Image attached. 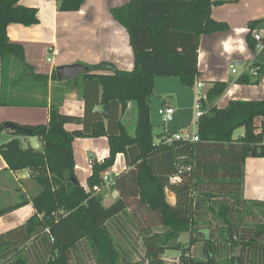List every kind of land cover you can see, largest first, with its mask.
I'll use <instances>...</instances> for the list:
<instances>
[{
  "label": "trees",
  "instance_id": "16d2710c",
  "mask_svg": "<svg viewBox=\"0 0 264 264\" xmlns=\"http://www.w3.org/2000/svg\"><path fill=\"white\" fill-rule=\"evenodd\" d=\"M56 1L59 12H77L86 0ZM239 1L130 0L111 14L129 34L134 69L121 71L102 62L85 66L89 71L73 79L59 81L55 71L51 76L35 73L23 47L8 35L11 24H39L38 10L21 5V0H0V105L49 108L45 125L14 124V129H6L0 124V132L13 135L0 145L7 169L29 171L40 187L31 202L5 208L0 203V218L29 203L35 210L24 225L0 234V264H137L123 242L125 237L134 239L130 228L138 215L142 217L137 238H141L146 264H167L168 251L180 253L179 264H264V201L244 198L245 162L264 158V125L261 132L256 126L257 119H264V99L233 100L219 108L214 103L232 82H214L196 124L198 142H168L171 136L163 135L157 142L151 120L156 79L178 78L192 89L200 76L202 37L230 29L228 23L212 17L213 7ZM261 24L262 20L249 23L246 41L256 57L236 84L259 85L264 75V49L258 48L264 38L261 42L255 38ZM251 68H259L258 76L250 73ZM13 73L19 81L40 85L43 98L26 104L8 99L6 89ZM63 88L80 94L83 117L61 113L64 98H55L51 92L58 94ZM131 103L137 117L133 134L124 122ZM68 125L81 128L70 131ZM240 129L244 134L235 138ZM18 137L26 140V148ZM31 137L38 139L39 149L32 147ZM102 137L108 139L109 155L101 162L91 161L87 191L76 175L74 142ZM119 154L124 155L127 169L112 178L119 198L105 206L104 176ZM207 184H219L218 193L203 189ZM96 187L102 191L96 192ZM168 190L175 195L174 204L168 200ZM219 197L224 200L216 203ZM253 216L260 221L248 222L247 217ZM157 219L162 232L154 231ZM183 233L190 234L186 246L179 241ZM200 245L206 261L192 256L193 248Z\"/></svg>",
  "mask_w": 264,
  "mask_h": 264
},
{
  "label": "crops",
  "instance_id": "0c3cea01",
  "mask_svg": "<svg viewBox=\"0 0 264 264\" xmlns=\"http://www.w3.org/2000/svg\"><path fill=\"white\" fill-rule=\"evenodd\" d=\"M129 1L86 0L77 12H59L56 0H21V5L38 10L39 24L32 26L11 24L8 27V35L11 42L23 47L26 62L37 74L51 76L59 66L75 64L94 66L102 62L111 63L118 70L131 72L134 69L135 60L129 34L111 14L113 8L121 7ZM212 17L219 22L228 23L230 29L227 32H217L202 37L198 60L199 81L205 84L207 91L214 82H232L224 95L214 103L219 108H226L233 100H263L264 75L259 85H241L236 84L235 81L249 71L256 57L246 41L251 21L262 20V24L255 32L264 38V0H240L238 3L215 6L212 9ZM49 58L51 62H48ZM233 66L237 68V73H233ZM15 78V75H10L6 89L8 99L15 101L18 98H30L36 101L43 98L38 91L40 87L29 89V85H34L31 82H28L29 85L26 84L25 87L17 86L18 84L15 85L12 82ZM156 83L157 94L160 98L157 100L158 115L159 110L164 106L175 109V118L171 123L162 124L157 133L154 132L153 127L154 136L157 137L158 142L162 135L172 137L189 129L192 125L191 118H193V106L196 98L193 88L183 86L178 78H157L155 87ZM55 87H59V84H56ZM1 89L0 77V93ZM73 92L65 96L60 108L61 113L83 117L84 102L77 95V91ZM9 107L12 106L0 105V124L11 122L19 125L36 126L45 125L49 122V108ZM131 107H134L133 103L128 108ZM128 116L126 111L124 121ZM263 125L264 119L256 120L258 132L262 131ZM79 128L81 126H67L70 131ZM18 138L26 148V140L21 137ZM11 139H13L12 134L6 131L0 132V145ZM79 141L88 153L87 161L86 157L84 160L88 163L90 177L91 161L93 159L102 161L109 155L108 139L106 137L99 139L79 138L75 140L74 146ZM74 151L78 177L80 165L76 158L75 147ZM7 168V163L0 155L1 205L4 208L15 205L11 203L15 198V192L26 195L24 201L31 202L39 194L40 189L33 184L35 181L31 178L29 171L13 173ZM126 169L124 155L119 154L115 166L107 174L113 178V176L125 172ZM89 177L87 174L86 185ZM32 192L35 194L34 196L28 195ZM244 198L248 201H264V158H248L246 160ZM34 214L35 210L29 203L1 217L0 234L24 225Z\"/></svg>",
  "mask_w": 264,
  "mask_h": 264
},
{
  "label": "rangeland",
  "instance_id": "374dc122",
  "mask_svg": "<svg viewBox=\"0 0 264 264\" xmlns=\"http://www.w3.org/2000/svg\"><path fill=\"white\" fill-rule=\"evenodd\" d=\"M13 75H15V73H13ZM15 77H17L15 79L16 81L14 82L15 85L18 84L17 86H20V87H25L26 84L29 85L28 84L29 80L22 79L21 81H19L18 80L19 76L17 74L15 75ZM39 86L40 85H29V89L38 88ZM40 89L38 91H40V93L43 96V91H42V89L41 90ZM72 92L73 91H69L66 88H63V91L61 93L57 94L54 91V92H51V95L54 96L55 98L63 97L65 99V96L70 94V93H72ZM73 93H75V92H73ZM192 93H193V91H192ZM77 95H79V97H81L78 92H77ZM158 98H159V96L157 94V83H156L155 92L150 98L151 120H152V123H153V127H154V132L155 133H157V131L160 129V127L163 124L162 120H160V117H159V115L157 113V100H158ZM16 101H17V103L26 104V103H31L33 100L30 99V98L29 99H27V98H18ZM9 108H21V107L12 106V107H9ZM24 116L26 117V115H24ZM194 119H195V110H194V106H193V118H191L192 125L188 129L189 133H191V134H196L197 133V125H193L195 123ZM7 123H11V122H7ZM12 124H15V123H12ZM131 128H133V126ZM243 134H244L243 130L240 129V130L236 131L234 137L238 138V137L242 136ZM74 147L76 149V158L79 161V165H80L79 166L80 170L78 171L79 172L78 173L79 181H80L82 186H85L86 185L85 184L86 176L88 174V177H89V174H90V169L88 168V163L86 162L87 158H88L87 157L88 153L83 148V145H82L81 141L77 142ZM100 148H101V145H100ZM89 156H90V153H89ZM85 157H86V161L84 160ZM33 184H35V186H37V188L40 189V187L37 185V183L34 182ZM218 187H219V184H207V185L203 186V189H207V190L210 189L211 191L218 193ZM225 192L226 191H222L223 194H225ZM19 193L15 192V196H14L15 198L12 200L11 203L16 204L18 202H23L25 200L26 195H23V194L20 195ZM28 195L34 196L35 194H33V192H32V193H30ZM104 195H105V201H104L105 206H110L111 204L115 203L117 201V199L119 198V193H117L114 189H112V186H110V188L107 189L104 192ZM167 197H168L169 202H171L173 204L175 203V200H176L175 199V195L173 193H171L169 190L167 191ZM223 200H224L223 198L221 199L219 197L217 199L216 203H218V202L221 203ZM130 208H131V210H134L135 207L131 206ZM140 217H142V216L138 215L137 219H135L136 225H134V227L129 222L128 227L130 228L132 226L130 229L133 230L135 237H134V239H129V237L128 238L125 237V241L123 242V244H125V248L126 249H131V251L133 252L132 255H131V259L134 262H137V264H146L145 253H144V251L142 249V246H141V238L140 237L137 238L139 236V233H140L138 227H141ZM210 217H212V216H208V218H210ZM212 220L214 222L212 226H213V228H215L217 226V223L214 221V219H212ZM247 220L251 224L252 223L255 224L258 221H260V217L259 216L257 218H255L254 216L253 217H247ZM142 227H143V225H142ZM125 231L130 232V230H128V229L125 230ZM154 231H156V232H162L163 231V228L161 227L158 219H157V224H156V227L154 228ZM214 234H215V236H218V232H214ZM124 235L128 236L127 233L124 234ZM189 240H190V234L183 233L181 235L179 241L182 243V245L186 246L189 243ZM192 256L194 258L198 259V260L206 261L205 255L203 254V246L202 245H200V246H198L196 248H193ZM165 258H167V262H166L167 264H179L180 253H178L177 251H168L166 253V255H165Z\"/></svg>",
  "mask_w": 264,
  "mask_h": 264
},
{
  "label": "built area",
  "instance_id": "2783aa9c",
  "mask_svg": "<svg viewBox=\"0 0 264 264\" xmlns=\"http://www.w3.org/2000/svg\"><path fill=\"white\" fill-rule=\"evenodd\" d=\"M255 38L258 42H261L262 37L259 34L255 33ZM258 48H259V50L264 49V44L260 43ZM48 62H51L50 58L48 59ZM258 70H259V68H251L250 73L256 77V76H258V72H259ZM232 71H233V73H237V68L235 66H233ZM193 91L195 93V98H196L195 104H194V110H195V119L194 120H195V124H197V121L204 114V111L202 109V103H203V101L207 100V89H206L205 84L198 80L193 87ZM159 115H160L162 123L164 125L169 124L175 118V109L173 107H170V106H164L159 110ZM173 140H188L191 142H198L199 136L197 133L191 134L187 130L182 134H176V135L172 136L170 139H168V142H171ZM104 181L106 182L105 188L107 190L111 186L112 178L108 174H105ZM84 187L87 191H90V189L87 185H85ZM94 190L96 192H101L102 188L96 187Z\"/></svg>",
  "mask_w": 264,
  "mask_h": 264
},
{
  "label": "water",
  "instance_id": "95a60500",
  "mask_svg": "<svg viewBox=\"0 0 264 264\" xmlns=\"http://www.w3.org/2000/svg\"><path fill=\"white\" fill-rule=\"evenodd\" d=\"M89 71V68L81 65V64H75V65H68V66H59L56 68V75L59 81H67L70 79L75 78L77 75L81 73H86ZM134 107H131L130 109L128 108V118L125 119V124L128 126L130 132L133 134L135 129H136V109H135V104H133ZM104 113L106 115L109 114V107L105 106L104 108ZM133 126V128H131ZM6 129H14L16 126L12 123H6L4 125ZM30 143L34 149H39L40 148V143L37 138L31 137L30 138ZM241 255V248L237 250V257H240Z\"/></svg>",
  "mask_w": 264,
  "mask_h": 264
}]
</instances>
